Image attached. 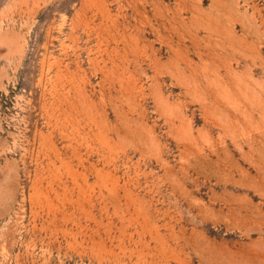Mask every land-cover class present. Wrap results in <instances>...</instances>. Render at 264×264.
<instances>
[{"label": "rangeland", "instance_id": "1", "mask_svg": "<svg viewBox=\"0 0 264 264\" xmlns=\"http://www.w3.org/2000/svg\"><path fill=\"white\" fill-rule=\"evenodd\" d=\"M0 264H264V0H0Z\"/></svg>", "mask_w": 264, "mask_h": 264}]
</instances>
